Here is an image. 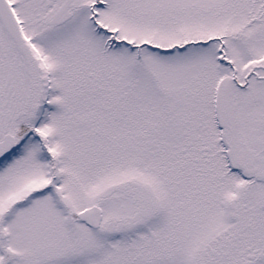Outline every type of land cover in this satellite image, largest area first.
<instances>
[{"label": "snow or ice", "instance_id": "6c2138e0", "mask_svg": "<svg viewBox=\"0 0 264 264\" xmlns=\"http://www.w3.org/2000/svg\"><path fill=\"white\" fill-rule=\"evenodd\" d=\"M0 264H264V0H0Z\"/></svg>", "mask_w": 264, "mask_h": 264}]
</instances>
